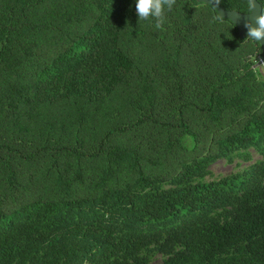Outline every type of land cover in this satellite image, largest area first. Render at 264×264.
I'll return each instance as SVG.
<instances>
[{
  "label": "trees",
  "instance_id": "16d2710c",
  "mask_svg": "<svg viewBox=\"0 0 264 264\" xmlns=\"http://www.w3.org/2000/svg\"><path fill=\"white\" fill-rule=\"evenodd\" d=\"M256 54L196 0H0V264H264Z\"/></svg>",
  "mask_w": 264,
  "mask_h": 264
},
{
  "label": "clouds",
  "instance_id": "9594fccd",
  "mask_svg": "<svg viewBox=\"0 0 264 264\" xmlns=\"http://www.w3.org/2000/svg\"><path fill=\"white\" fill-rule=\"evenodd\" d=\"M210 3L218 9L221 0H210ZM176 0H135V11L138 21L152 19L155 27L161 29L165 22V9L171 11ZM249 13H253L256 7V0H247ZM260 13L255 16V25L251 21H245L244 27L247 30L246 38L264 44V5H260Z\"/></svg>",
  "mask_w": 264,
  "mask_h": 264
},
{
  "label": "rangeland",
  "instance_id": "374dc122",
  "mask_svg": "<svg viewBox=\"0 0 264 264\" xmlns=\"http://www.w3.org/2000/svg\"><path fill=\"white\" fill-rule=\"evenodd\" d=\"M260 56V54H256L254 57V67L258 72L257 77L264 80V66L258 64L260 61ZM262 160L263 158L259 151L254 147H250L239 153H233L227 158L218 159L212 162L207 168V174L203 178V181L207 182L211 180H219L221 178L235 174L246 175L255 163ZM151 259L156 263L162 261V257L159 255H155L154 257L152 256Z\"/></svg>",
  "mask_w": 264,
  "mask_h": 264
},
{
  "label": "water",
  "instance_id": "95a60500",
  "mask_svg": "<svg viewBox=\"0 0 264 264\" xmlns=\"http://www.w3.org/2000/svg\"><path fill=\"white\" fill-rule=\"evenodd\" d=\"M198 3H203V4H208L213 7V5L210 3V0H196ZM261 4L256 0V7L253 11V13H240L235 10H227L222 6H218V9L213 7L215 11L218 14V17L221 19H226L232 22L236 29H237V34L238 38L240 40L246 39V32L247 30L244 27L245 21H251L253 25H255V16L259 15L260 13V6ZM261 47V56H260V61L258 62L259 65L264 66V44H259Z\"/></svg>",
  "mask_w": 264,
  "mask_h": 264
}]
</instances>
